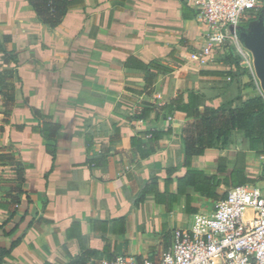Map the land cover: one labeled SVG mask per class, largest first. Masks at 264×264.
Instances as JSON below:
<instances>
[{
	"label": "crops",
	"instance_id": "1",
	"mask_svg": "<svg viewBox=\"0 0 264 264\" xmlns=\"http://www.w3.org/2000/svg\"><path fill=\"white\" fill-rule=\"evenodd\" d=\"M204 30L183 0H84L55 28L26 0H0V44L17 55L20 78L9 111L0 95V153L12 158L0 161V251L13 243L1 264H66L83 250L98 264L158 260L174 229L241 185L238 173L264 184V157L240 131L184 164L185 116L163 106L185 89L220 105L230 81L205 73L228 69L222 54L198 61ZM42 120L60 126L55 140L33 130ZM192 170L216 176L209 194Z\"/></svg>",
	"mask_w": 264,
	"mask_h": 264
},
{
	"label": "built area",
	"instance_id": "2",
	"mask_svg": "<svg viewBox=\"0 0 264 264\" xmlns=\"http://www.w3.org/2000/svg\"><path fill=\"white\" fill-rule=\"evenodd\" d=\"M196 10L204 26L198 61L206 65L231 46L245 66L251 52L238 38L243 16L257 10L259 0H183ZM247 209L249 216H244ZM99 264H264V184H241L227 190L209 212L193 215L188 228L173 230L171 248L158 260L116 255Z\"/></svg>",
	"mask_w": 264,
	"mask_h": 264
},
{
	"label": "trees",
	"instance_id": "3",
	"mask_svg": "<svg viewBox=\"0 0 264 264\" xmlns=\"http://www.w3.org/2000/svg\"><path fill=\"white\" fill-rule=\"evenodd\" d=\"M26 1L35 13L37 20L49 28L58 26L70 8L84 5V0ZM260 12L257 10L247 12L241 19L242 22L240 24L242 26L247 25L249 21L256 19ZM6 39L8 38L4 37V40ZM0 52L1 60L6 65V67L0 70V95L2 96L3 106L9 111L15 105V82L20 81L16 69L18 60L14 52L4 49L1 44ZM234 52V49L229 46L219 53V55L222 54L225 62L235 66L234 71H232L233 69H227L206 71L205 73L226 76L238 82L237 70L241 67L239 58L237 55L235 56ZM227 56H234L236 59L233 58L231 61L230 59H226ZM156 66L164 68L155 61H150L145 65V68L148 69ZM242 71L241 75H249L252 79L251 74L246 68H242ZM249 86L250 84L243 85L244 88ZM255 90L251 89V93L246 99L240 100V98H237L238 103L237 101L234 102V100H227L217 106L205 104L202 96L192 89L179 91L174 97L168 100L163 106L167 110V113L170 114L173 111H179L184 114L186 119L180 128V138L184 151V164L186 166L190 165L193 156L200 155L207 149L218 148L226 144L233 131L242 132L249 149L254 150L264 157V96ZM29 109L34 118L42 117L40 109L35 107H29ZM33 130L46 139L55 140L60 126L57 123L42 120L33 126ZM161 134V132H152L151 140H157ZM46 148L50 149V146L46 145ZM150 152L143 154V156H146ZM0 161H12V158L8 154L0 153ZM191 175L198 190L209 194L208 185L214 182L216 176L214 174H206L202 170H192ZM229 175L231 176L232 173ZM234 178L240 179L237 184H243L247 180L243 176V173H238L237 177L234 176ZM232 184L235 183L233 182ZM226 193H223L221 197H225ZM12 246L13 243L8 249H1L0 264L3 256L9 254ZM95 254V250H83L66 264H98L97 261L90 260Z\"/></svg>",
	"mask_w": 264,
	"mask_h": 264
},
{
	"label": "water",
	"instance_id": "4",
	"mask_svg": "<svg viewBox=\"0 0 264 264\" xmlns=\"http://www.w3.org/2000/svg\"><path fill=\"white\" fill-rule=\"evenodd\" d=\"M238 38L253 57L254 72L264 93V10L247 25L237 29Z\"/></svg>",
	"mask_w": 264,
	"mask_h": 264
},
{
	"label": "rangeland",
	"instance_id": "5",
	"mask_svg": "<svg viewBox=\"0 0 264 264\" xmlns=\"http://www.w3.org/2000/svg\"><path fill=\"white\" fill-rule=\"evenodd\" d=\"M262 10H264V0H259L257 11H262ZM234 53H235V56L237 55V57L239 58V64L241 67L237 70L238 82L237 81L235 82V79L230 78L229 82H227V83L223 84V86H221L223 89H225V91L223 92V99L234 100V102L237 101V103H238L239 101L237 98H240V100L244 99V96L247 95L246 92H248L250 89H256L255 91L261 93L264 96V93H263V91L260 87V84H259V80L257 79V77L255 75L254 67L245 66V64L243 63L239 54L236 52H234ZM227 57H230V58H227ZM227 57H226V59H230V60L233 58L236 59V57H234V56L233 57L227 56ZM227 67H228V69H233L232 71L235 70V66L230 64V63ZM242 68H246L249 71V73L252 76V79L249 77V75H241V72H243ZM225 70H227V69H225ZM244 84L245 85L250 84V86L248 87L249 90H246L243 87ZM249 214H250V212L245 211L244 216H249Z\"/></svg>",
	"mask_w": 264,
	"mask_h": 264
}]
</instances>
